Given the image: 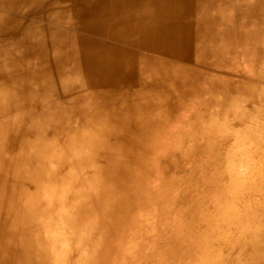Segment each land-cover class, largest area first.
<instances>
[{"label": "bare ground", "instance_id": "6f19581e", "mask_svg": "<svg viewBox=\"0 0 264 264\" xmlns=\"http://www.w3.org/2000/svg\"><path fill=\"white\" fill-rule=\"evenodd\" d=\"M0 264H264V0H0Z\"/></svg>", "mask_w": 264, "mask_h": 264}]
</instances>
